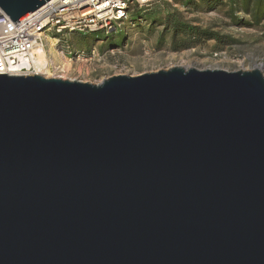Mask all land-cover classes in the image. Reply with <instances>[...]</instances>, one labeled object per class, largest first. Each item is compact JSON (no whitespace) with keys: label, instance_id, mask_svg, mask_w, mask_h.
<instances>
[{"label":"water","instance_id":"95a60500","mask_svg":"<svg viewBox=\"0 0 264 264\" xmlns=\"http://www.w3.org/2000/svg\"><path fill=\"white\" fill-rule=\"evenodd\" d=\"M0 264H264L261 68L0 74Z\"/></svg>","mask_w":264,"mask_h":264},{"label":"rangeland","instance_id":"374dc122","mask_svg":"<svg viewBox=\"0 0 264 264\" xmlns=\"http://www.w3.org/2000/svg\"><path fill=\"white\" fill-rule=\"evenodd\" d=\"M264 0H160L136 9L110 32H68L54 44L70 66L63 79L99 84L105 79L172 66L228 71L261 68L264 74ZM197 29L222 39L197 41ZM52 77V76H46ZM56 77V76H55Z\"/></svg>","mask_w":264,"mask_h":264},{"label":"built area","instance_id":"2783aa9c","mask_svg":"<svg viewBox=\"0 0 264 264\" xmlns=\"http://www.w3.org/2000/svg\"><path fill=\"white\" fill-rule=\"evenodd\" d=\"M160 0H50L18 22H14L0 7V74L62 77L65 71L51 56L39 58L34 49L47 45L46 36H61L68 32H110L129 18L136 9ZM57 43L60 41V37ZM62 58L66 57L64 51ZM56 72L57 75L50 72Z\"/></svg>","mask_w":264,"mask_h":264},{"label":"bare ground","instance_id":"6f19581e","mask_svg":"<svg viewBox=\"0 0 264 264\" xmlns=\"http://www.w3.org/2000/svg\"><path fill=\"white\" fill-rule=\"evenodd\" d=\"M47 45L42 46L41 44L38 46V48L34 49V54L39 58L38 60V70L41 71V63L40 58L46 57V56H54L55 58L62 59L63 54L54 47V44L57 43L58 39L56 37L47 35L46 37ZM60 63L64 66L63 68L68 69L70 66L66 61L60 60ZM56 73V72H55ZM62 75V74H61Z\"/></svg>","mask_w":264,"mask_h":264},{"label":"trees","instance_id":"16d2710c","mask_svg":"<svg viewBox=\"0 0 264 264\" xmlns=\"http://www.w3.org/2000/svg\"><path fill=\"white\" fill-rule=\"evenodd\" d=\"M257 8L258 10L262 11V9L264 8V5L262 3L258 4ZM193 35L197 41H202L205 39H212V38L220 41L222 39L221 38L222 36L217 34L216 32H209L207 30H200V29H197L196 31H194Z\"/></svg>","mask_w":264,"mask_h":264}]
</instances>
